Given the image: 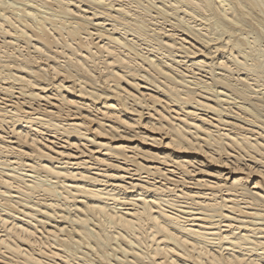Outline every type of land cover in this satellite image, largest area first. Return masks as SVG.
<instances>
[{"label":"bare ground","instance_id":"bare-ground-1","mask_svg":"<svg viewBox=\"0 0 264 264\" xmlns=\"http://www.w3.org/2000/svg\"><path fill=\"white\" fill-rule=\"evenodd\" d=\"M0 264H264V0H0Z\"/></svg>","mask_w":264,"mask_h":264}]
</instances>
